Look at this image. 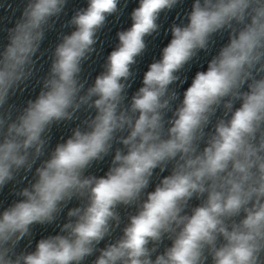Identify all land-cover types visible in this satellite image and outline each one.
<instances>
[{"label":"clouds","instance_id":"9594fccd","mask_svg":"<svg viewBox=\"0 0 264 264\" xmlns=\"http://www.w3.org/2000/svg\"><path fill=\"white\" fill-rule=\"evenodd\" d=\"M67 3L25 0L0 44V192L12 183L17 197L0 205V264H264V0H193L130 97L146 37L183 0H139L92 84L82 66L123 9L88 0L38 94L17 107L10 101L37 77L45 33ZM225 36L181 99V73ZM78 120L49 151L53 128ZM112 153L103 176L88 173ZM65 208L59 233L30 250L34 226Z\"/></svg>","mask_w":264,"mask_h":264},{"label":"water","instance_id":"95a60500","mask_svg":"<svg viewBox=\"0 0 264 264\" xmlns=\"http://www.w3.org/2000/svg\"><path fill=\"white\" fill-rule=\"evenodd\" d=\"M87 2L88 0H68L65 11L57 20L54 30L46 31L45 33V39L41 43V52L43 53V56L37 65L39 69L37 77L31 81L26 92H24L22 95L17 94L16 96L12 97L10 101L11 103L16 104L17 107H22L27 99H34L36 97L40 90L38 79L46 75L50 67L52 52L54 51L56 44L60 42L62 35L70 34L71 31L74 30L73 27H66L65 25L68 24V21L71 19L76 10L87 7ZM192 3L193 0H183V3L178 5L172 11L161 13L158 20V23L161 25L159 34L146 37L147 49L141 57L137 58V64L133 68L136 73V77L132 88L128 92L129 97L133 92L137 91L140 86H142L143 74L145 71H147L149 64L161 58L162 49L170 42L171 39L170 26L173 23H187L186 13L191 11ZM138 5L139 0H127V7H124V0H121L119 7L123 9L122 13L119 14L118 17L115 15L108 17L105 27L98 33L99 41L95 46L97 48V53H93L91 59L86 61L82 66V77L86 78L89 84L94 83L95 77L104 70V64L106 62L107 56L118 45L119 41L117 32L131 27V12L134 8L138 7ZM24 6L25 0H0V44L7 42L6 27H11L15 20L20 17ZM226 42L227 36L223 38L217 37V43L210 52L205 53L201 51L199 53V58L191 62L189 66H186L184 72L181 73V76H187V82L182 87L177 88L181 99L183 91L186 90L188 86H190L191 80L194 78L195 73L200 70H206L207 62L211 59L212 55H215L218 52L219 47ZM173 87H175V85ZM86 115V113H81L80 120H83ZM80 120L62 123L58 127H54L49 145V151L54 150L57 143L65 142L66 139L72 135L73 128H75L77 124L80 123ZM113 155L114 153L108 157H105L104 161L94 163L93 166L88 170V173L94 174L98 177L103 176L110 166ZM155 171L158 172L159 170L157 169ZM167 174L169 173L165 172L161 174V177ZM29 178L31 179V177ZM156 183H158V179L154 176L148 190H154ZM13 187L14 185L9 183L4 188V190L0 192V205L3 207L10 205L14 200L17 199V197L12 194ZM192 203L193 205H196L199 202L194 200ZM74 206H78V202L75 200L68 205V208ZM3 207H0V211L3 210ZM68 208L64 209V212L61 214V217L57 222L46 226H34V239L32 241V248L30 250H34L35 243L40 238H46L49 235H55L59 233V225L66 222ZM120 211L122 216L125 215V210L123 208H121ZM127 211L133 210L129 209ZM102 246L103 243L101 244V247ZM93 258H89V260ZM85 264H89V262L86 261Z\"/></svg>","mask_w":264,"mask_h":264}]
</instances>
